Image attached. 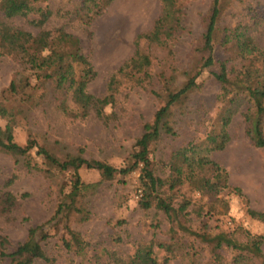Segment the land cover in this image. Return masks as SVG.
Masks as SVG:
<instances>
[{
  "label": "rangeland",
  "instance_id": "374dc122",
  "mask_svg": "<svg viewBox=\"0 0 264 264\" xmlns=\"http://www.w3.org/2000/svg\"><path fill=\"white\" fill-rule=\"evenodd\" d=\"M83 1L37 0V3L53 12L43 30L63 28L79 38L83 54L97 73L88 91L105 98L110 95L107 83L111 76L134 56L137 35L149 31L161 14V0H115L91 25H87V12L82 10ZM212 1L180 0L183 28L172 41L171 52L142 43L149 65L132 63L130 70L146 66L151 76L140 80L141 83L132 82L129 77L121 78L117 93L107 99L105 118L98 117L95 110L87 118L66 111L63 103L71 106L70 94L57 91L53 85L32 92L19 89L17 96L10 94V85L32 78V72L18 58L0 53V108L16 115L15 141L24 146L33 138L61 158L82 153L88 160L102 161L117 169L127 167L144 125L153 120L156 111L166 102L161 83L163 75L177 76L178 83H183L184 71L197 60ZM222 5L220 27L225 28L245 20L248 7H263L264 0H222ZM34 19L31 15L9 20L0 11V21L37 35L42 29L32 24ZM252 32L264 48V23ZM226 49L217 43L216 57L220 60L233 57ZM230 65H238V61L232 60ZM158 92L161 97L157 96ZM219 93L220 84L210 72L205 73L199 79V88L171 110L169 123L175 135L164 134L151 146L153 169L166 181L160 196L172 201L177 213L167 216L156 204L149 210L141 207L140 201L145 195L142 165L132 173L118 174L108 181L97 170L84 167L80 175L89 187L84 200L87 214L82 215L88 219L77 215L71 226L82 234L88 247L83 255L68 252L61 242L62 231L50 230L52 238L44 247L56 260L54 264H111L114 253L128 259L138 246L157 241L174 244L171 257L155 247L161 264L166 258L170 264H213L211 246L189 230L212 235L224 231L239 242L247 241V233L264 234V224L248 213L249 209L264 212V148H256L248 136L250 125L245 115L252 106L247 101L237 105L229 127L231 141L226 149L210 155L211 160L225 168L233 187L221 193L219 197L223 200L199 194L189 183L169 189L176 176L171 170L175 154L193 145L204 147L207 133L221 108ZM8 123L9 118L0 116V128L4 129ZM69 182V174L50 171L35 154L31 158H19L0 150V198L8 192L17 198L15 205H3L6 210L0 209V236L8 238L11 250L26 240L31 227L45 224L53 217L60 190ZM234 188L241 189L243 196ZM222 252L229 260L234 258L231 250Z\"/></svg>",
  "mask_w": 264,
  "mask_h": 264
},
{
  "label": "trees",
  "instance_id": "16d2710c",
  "mask_svg": "<svg viewBox=\"0 0 264 264\" xmlns=\"http://www.w3.org/2000/svg\"><path fill=\"white\" fill-rule=\"evenodd\" d=\"M114 1L84 0L82 10L87 12V25H91L93 19ZM161 5V14L151 29L135 38L134 56L125 62L107 83V92L110 95L99 98L88 91V86L97 78V73L83 54L79 38L63 28L43 30L53 16L51 9L42 8L37 0H0V11L6 19L28 18L32 15L35 16L32 24L43 30L35 35L0 21V53L18 58L32 72V78L13 82L10 85V94L17 96L19 89L23 92L30 89L32 92L41 88L45 90L47 85H53L57 91L70 94L71 106L63 103L66 111L76 117L87 118L95 110L98 117L105 118L107 99L117 93L121 78L129 77L132 82L141 83L140 80L151 76L146 68L149 65V57L142 52L141 44L145 42L171 52V43L183 28L180 0H161ZM247 11L249 14L245 15V20L231 27L221 28L222 0L212 1L210 13L205 21L206 26L200 37L197 60L184 71L186 80L183 83H178L177 76L167 78L163 75L161 83L166 102L156 111L153 120L144 125L143 135L137 140L135 151L131 155V163L124 169H117L102 161L88 160L82 153L67 154L61 158L33 138L22 146L15 141L14 136L13 124L16 123V115L6 108H0V116L9 118L6 127L0 128L1 151L19 158H31L35 154L50 171L52 169L70 175V182L60 190L56 211L47 223L31 227L26 240L13 250L9 247L8 238L0 236V264H54L56 260L47 254L44 247V243L52 238L50 230L53 229L62 231L61 242L68 252L84 254L88 243L82 234L71 226L75 216L87 212L84 200L89 186L82 181L80 175V170L84 167L97 170L103 180L108 181L118 174L132 173L142 165L141 181L145 195L140 201L141 207L149 210L156 204L167 216L173 212L176 214L172 201L160 196L166 181L158 177L153 169L151 146L164 134L175 135L169 123L172 108L198 89L200 77L208 72L220 84L221 108L215 124L207 133L204 147L193 145L175 154L171 170L176 176L173 177L169 189L174 190L179 185L189 183L197 193L209 195L216 201L223 200L219 197L221 193L233 187L229 184L225 168L211 160L210 155L224 151L230 143L229 127L237 112V105L242 101H247L252 106L250 113L245 115L250 125L248 136L256 148H264V48L258 44L252 32L253 28L264 23V6L248 7ZM217 43L227 47L226 50L233 54V57L218 59L215 54ZM232 60L238 61V65H230ZM132 63H144L146 66L132 71ZM215 67L217 70L212 71ZM33 95L34 93L30 97ZM157 96L161 97V93L158 92ZM234 189L243 196L241 189ZM16 202L17 198L8 192L0 198V209L3 205L11 207ZM184 209L185 207L181 210ZM248 213L253 219L264 224V212L249 209ZM82 216L88 219L86 215ZM189 232L211 246L213 264H264V234L247 233V241L239 242L231 233L224 231L214 235L196 234L190 230ZM156 246L169 256L175 252L174 244L157 241L138 246L128 259L114 253L111 256V264H161L155 254ZM224 249L235 254L232 260L223 254ZM164 264H170V259L166 258Z\"/></svg>",
  "mask_w": 264,
  "mask_h": 264
}]
</instances>
